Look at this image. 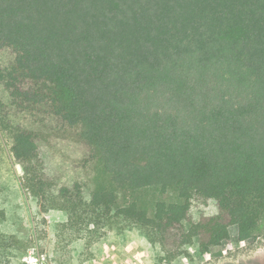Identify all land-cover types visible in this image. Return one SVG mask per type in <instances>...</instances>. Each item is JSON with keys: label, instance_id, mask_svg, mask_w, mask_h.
I'll list each match as a JSON object with an SVG mask.
<instances>
[{"label": "trees", "instance_id": "1", "mask_svg": "<svg viewBox=\"0 0 264 264\" xmlns=\"http://www.w3.org/2000/svg\"><path fill=\"white\" fill-rule=\"evenodd\" d=\"M6 160L87 246L136 231L173 264L264 239V0H0V223ZM149 188L178 201L120 203Z\"/></svg>", "mask_w": 264, "mask_h": 264}, {"label": "rangeland", "instance_id": "2", "mask_svg": "<svg viewBox=\"0 0 264 264\" xmlns=\"http://www.w3.org/2000/svg\"><path fill=\"white\" fill-rule=\"evenodd\" d=\"M72 152L68 146L55 156L62 166L70 167ZM4 167L6 219L0 223V235L14 241L12 264H163L159 260L162 249L152 246L136 231L121 235L108 233L92 246H87L85 234L77 238L71 231L61 233L59 224L65 222L67 216L53 210L42 212L37 201L21 186V168L9 160ZM119 199L121 204L137 200L152 208L159 199L178 201V196L149 188L136 192L120 190ZM234 229L231 227L230 232ZM189 251V256H182L173 264H264L263 238L240 242L238 237H233L208 254L201 253L197 246Z\"/></svg>", "mask_w": 264, "mask_h": 264}, {"label": "crops", "instance_id": "3", "mask_svg": "<svg viewBox=\"0 0 264 264\" xmlns=\"http://www.w3.org/2000/svg\"><path fill=\"white\" fill-rule=\"evenodd\" d=\"M235 229V231L233 232V231H231L230 232V235H231V238H233V237H238V228L236 227V226H233Z\"/></svg>", "mask_w": 264, "mask_h": 264}, {"label": "built area", "instance_id": "4", "mask_svg": "<svg viewBox=\"0 0 264 264\" xmlns=\"http://www.w3.org/2000/svg\"><path fill=\"white\" fill-rule=\"evenodd\" d=\"M35 264H45V263H38V262H37V263H35Z\"/></svg>", "mask_w": 264, "mask_h": 264}]
</instances>
